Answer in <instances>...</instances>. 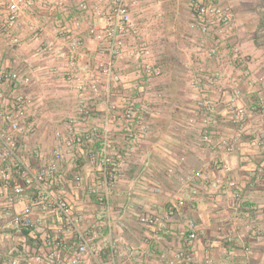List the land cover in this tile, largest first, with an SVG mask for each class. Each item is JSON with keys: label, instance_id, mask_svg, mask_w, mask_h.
Wrapping results in <instances>:
<instances>
[{"label": "crops", "instance_id": "crops-1", "mask_svg": "<svg viewBox=\"0 0 264 264\" xmlns=\"http://www.w3.org/2000/svg\"><path fill=\"white\" fill-rule=\"evenodd\" d=\"M66 1L63 11L42 6L31 12L20 44L11 45L0 35V65L32 78L27 91L33 102L24 121L27 128L18 133V141L22 158L38 169L50 164L55 133L67 131L69 116L76 113L78 105L73 82L67 75L69 48L62 46L61 55L48 54L43 52L42 44L52 41L61 45L55 33L63 26L86 41L79 60L87 65L99 46L88 33L95 21V7L103 9L106 4L104 0ZM81 2L88 5L87 10L80 8ZM190 3L141 0L142 11L134 16L162 67V76L149 82L163 97L159 101L158 97L143 96L147 103L152 99L153 104L156 100L159 103L141 107L145 130L140 137L127 138L122 115L112 124L118 136L115 149L122 172L109 194L108 206L101 201L106 191L96 164L100 149L97 137L66 154L58 163V175L52 184L74 213L83 216V229L95 226L100 240L112 237L116 241L123 264H171L181 248L193 251L194 264H264V142L257 137L264 129V113L251 112L241 127L233 121L227 102L235 88L243 92L240 105L255 107L264 100V44L257 38L264 21L260 20L259 29L253 33L244 25L233 31L232 23L228 31L232 30L228 34L231 44L223 40L220 55H197L200 41L206 40L207 46L214 47L221 36L217 26L211 28L209 36L193 28V16L189 18L191 10H187ZM237 13L235 17L241 18ZM255 14L264 17L262 11L256 10ZM235 44L247 55V73L234 56ZM127 53L118 62L123 75L116 97L119 103L147 82ZM87 71H91L89 66ZM216 71L226 76L222 84L204 92L192 87L193 77L205 79ZM83 78L88 79L85 74ZM14 92L12 85H1L0 108L11 109ZM206 96L223 99L216 113L217 123L210 128L202 125L203 113L197 106L198 100ZM90 104L96 110L84 127L87 129L102 126L106 114V106L98 98H92ZM192 118L195 123L190 122ZM0 129H7L1 119ZM205 131L210 132L212 140L231 141L233 151L218 152L204 139ZM225 164L231 169L226 170ZM76 175L82 177L80 185ZM18 183L22 184L21 179ZM14 186V181H5L0 173V232L5 220L21 214L28 204L33 206L32 218L37 226L31 236H39L44 227L55 230L60 219L42 208L36 189L27 187L23 196L10 201ZM142 214L160 216L163 223L145 226L139 221ZM189 222H194L197 234L191 247L186 246Z\"/></svg>", "mask_w": 264, "mask_h": 264}, {"label": "built area", "instance_id": "built-area-1", "mask_svg": "<svg viewBox=\"0 0 264 264\" xmlns=\"http://www.w3.org/2000/svg\"><path fill=\"white\" fill-rule=\"evenodd\" d=\"M104 1L106 4L103 9L95 7V21L88 30L90 37L97 40L99 46L89 56L87 65H82L79 60L86 47V41L63 26L57 28L55 33L61 45L56 46L52 41H44L42 44L43 52L48 54L61 55L62 46L69 48L67 75L73 82L72 87L78 96L76 113L69 116L66 132L56 131L53 156L50 164L44 168L32 167L22 158L18 141V133L27 128L24 121L33 102V97L27 91L32 78L0 65V87L2 84H10L15 89L10 102L11 109L0 108V119L7 126L6 130L0 129V173L5 181L15 182L10 201L23 196L27 187H34L36 199L42 208L54 212L60 219L55 230L44 227L39 236H31L30 232L37 227L32 218L31 204L25 206L21 214L7 218L0 232V264L124 263L116 241L112 237L100 240L95 226L88 230L83 229V216L74 213L69 202L55 191L52 184L58 175V163L64 160L66 154L97 137L100 149L96 164L106 191L101 201L108 206L109 194L118 183L122 172V161L115 149L118 136L112 124L118 115H122V126L127 138L140 137L145 130V113L141 107L145 104L150 107L153 104V99L147 103L143 96L150 95L159 99L163 97V93L156 92L153 83L149 82L162 76V67L154 57L150 44L140 32L134 17L142 11L141 0ZM66 4V0H0V35L11 45H18L23 41L22 30L30 23L31 12L42 6L63 11ZM80 8L87 10L88 5L81 2ZM190 8L193 15L192 26L196 30L204 36H209L211 28L217 26L221 36L219 45L214 47L207 46L206 40L200 41L198 52H205L210 57L220 55L219 47L224 44L223 40L228 41V31L233 22L231 8L209 0H191ZM132 40L133 44L130 45ZM233 52L239 66L247 73L244 68L247 58L242 54L240 47H234ZM126 53L135 62V68L141 78L147 82L144 81L136 93L119 103L116 97L120 93L123 75L118 68V62ZM88 66L91 69L89 72ZM222 73L216 71L205 79L193 77L192 87L200 92L211 90L217 84H222ZM84 74L88 82L83 78ZM242 94L240 88H235L227 101L233 121L241 127L248 122L251 112L264 113V100L255 107L240 105ZM92 98H98L105 104V122L102 126L87 129L84 127L93 118L96 110L90 104ZM222 102L221 96H206L198 100L197 106L203 113L201 123L204 127L210 128L217 123L216 113ZM190 122L195 123V119L192 118ZM257 137L260 143L264 142V129L257 133ZM204 139L218 152L229 154L233 151V144L228 139L212 140L208 131H205ZM224 168L231 169L226 164ZM19 179L22 184L18 183ZM75 180L80 185L82 177L76 175ZM139 221L145 226H155L162 224L163 218L142 214ZM188 229L186 246L191 247L197 237L194 222H189ZM195 260L193 251L181 248L176 252L171 264H194Z\"/></svg>", "mask_w": 264, "mask_h": 264}, {"label": "rangeland", "instance_id": "rangeland-1", "mask_svg": "<svg viewBox=\"0 0 264 264\" xmlns=\"http://www.w3.org/2000/svg\"><path fill=\"white\" fill-rule=\"evenodd\" d=\"M226 5L231 8L232 13H233V22H232L233 23V26H232L233 31L239 30V28H242L241 25H244V28H247L249 33H253L254 31L259 29L260 20L262 19L264 21V17H260V16L258 17V15L255 14L256 10L264 12V0H235L234 3L229 2V3H226ZM189 9L191 10V8L189 6H187V10H189ZM237 12H239L240 16H242L241 18L237 19L235 17V15H238ZM192 16H193L192 11H190V17L189 18H191ZM261 26L263 28L260 30V32L262 31V34L260 33L257 36V38L259 39L260 43L264 44V23ZM230 33H232V30H231V32H228V34H230ZM228 42L231 44L230 37L228 39ZM235 46H238V45L235 44ZM238 47H240V46H238ZM240 49L242 50L241 47H240ZM197 51L198 50H196V52ZM196 54L198 55L199 52ZM242 54L244 56H247L246 54H244L243 50H242ZM261 56L264 58V48H261ZM225 77H223V78H225ZM157 100L160 101V99H157ZM157 100L155 101L154 104L159 103V101H157ZM154 104L151 105L150 107H153Z\"/></svg>", "mask_w": 264, "mask_h": 264}]
</instances>
